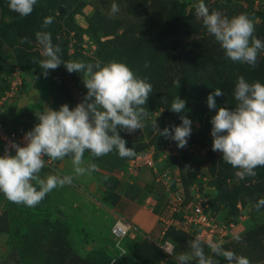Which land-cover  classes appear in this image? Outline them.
<instances>
[{"label": "rangeland", "instance_id": "obj_1", "mask_svg": "<svg viewBox=\"0 0 264 264\" xmlns=\"http://www.w3.org/2000/svg\"><path fill=\"white\" fill-rule=\"evenodd\" d=\"M198 2L38 0L31 15L20 17L9 10L8 0H0V111L7 122L29 131L38 123L36 112L46 107L58 110L62 104L72 108L87 93L81 74L69 73L63 63L43 75L34 63L43 59L37 31L51 33L53 43L62 49L63 61L125 63L153 86L144 105L143 127L131 133L118 129L126 147L135 153L153 148L157 170L170 174L171 182L180 178L188 201L194 193L202 194L212 213L234 225V234L223 247L247 257L251 264H264V206L254 207L264 199V167L255 169L254 177L237 178V169L223 161L221 152L212 150L211 135V118L218 109L235 107L237 77L264 83V51L254 69L226 58L196 15ZM203 2L210 12L228 17L247 13L255 25L253 35L264 41V0ZM112 3L119 7L115 15H110ZM49 16L53 22L44 29L43 20ZM24 37L28 43L21 42ZM14 74L20 82L11 92ZM215 89L224 95L216 96V107L210 109L207 97ZM177 95L186 102L182 115L192 121L184 148L158 135L154 127V121L160 130L181 124V114L170 110ZM129 158L119 157L116 151L98 158L85 153V162L97 164L91 173L100 181L97 191H90L85 182H72L53 189L35 207L10 202L0 193V264H177L176 256L190 252L194 235L172 231L171 255L142 234L121 241L110 235L119 218L114 206L121 195L139 200L150 196L156 212L165 203L162 184L129 182L125 173ZM59 161L71 163L68 157L53 162ZM54 170L46 166L40 176L59 174ZM237 234L241 242L233 239ZM204 251L211 255L205 245ZM214 258L227 264L226 258Z\"/></svg>", "mask_w": 264, "mask_h": 264}, {"label": "clouds", "instance_id": "obj_2", "mask_svg": "<svg viewBox=\"0 0 264 264\" xmlns=\"http://www.w3.org/2000/svg\"><path fill=\"white\" fill-rule=\"evenodd\" d=\"M38 0H8L10 11L20 17L31 15ZM119 11L112 3L110 15ZM197 17L202 19L207 32L219 44L226 58L233 62L257 67L258 56L264 51V41L253 35L255 25L247 13L228 17L220 11H209L203 0L195 5ZM53 22L51 16L45 17L42 28ZM36 41L41 47L43 59L34 60L47 76L49 70L57 69L62 63L69 73H80L87 93L74 107L62 104L58 110L46 107L36 112L38 123L25 133L24 145L10 142L15 154L0 155V193L15 204L27 207L37 206L47 194L57 187L72 183L75 177L90 175L97 170V164L91 160L85 164V153L98 158L116 151L121 158L135 155L134 148L126 147V141L118 129L131 133L143 127L142 118L146 116L144 105L153 91L146 79L137 77L125 63L112 60L102 61H63L62 49L54 44L51 33L37 31ZM28 43V38H22ZM148 66L147 64L145 65ZM179 87V81L175 82ZM224 92L215 89L207 97L208 107L215 108L216 96ZM235 107H220L211 118L213 137L212 150L222 153V159L237 169L235 175L243 180L255 176L258 167H264V83L249 82L243 75L237 77L234 87ZM186 102L178 95L170 110L181 114V124L170 130H160L156 121L154 127L158 135L170 137L179 148L187 146L191 135L192 121L186 115ZM47 157V159H45ZM70 158L73 174H49L42 178L40 173L47 161ZM264 206L260 199L254 207ZM233 239L242 241L240 235ZM223 241L204 240L199 235L189 241L190 252L176 256L177 264H219L214 257L226 258L227 264H251V261L223 247ZM207 245L211 255L204 251ZM164 251L167 250L164 248Z\"/></svg>", "mask_w": 264, "mask_h": 264}, {"label": "built area", "instance_id": "obj_3", "mask_svg": "<svg viewBox=\"0 0 264 264\" xmlns=\"http://www.w3.org/2000/svg\"><path fill=\"white\" fill-rule=\"evenodd\" d=\"M17 72V71H15ZM12 79L13 92L20 78L14 74ZM28 132L21 125H12L7 122L0 111V155L5 154L8 148L9 153L14 155L15 150L10 147V142L24 145V135ZM47 159V157H45ZM46 166L54 168L53 161H47ZM143 169H149L153 173V182L162 184L163 192L166 195L165 203L162 208L156 212L155 202L149 198V206L157 213L158 221L161 226V239L157 244L167 250L165 253L171 255L174 250L172 241L166 239V233L169 229L174 228L185 234H192L195 237L199 235L202 239H211L225 242L234 234L233 224L225 221L215 213H212L205 202L204 196L200 193H194L192 199L188 201L186 191L180 178H174L171 182V176L167 172H160L156 168V159L153 148L147 147L135 153L128 159L125 167V173L129 176H136ZM139 231L128 221L118 218L110 228V235L116 241H121L125 237H135ZM205 246H207L205 244Z\"/></svg>", "mask_w": 264, "mask_h": 264}, {"label": "crops", "instance_id": "obj_4", "mask_svg": "<svg viewBox=\"0 0 264 264\" xmlns=\"http://www.w3.org/2000/svg\"><path fill=\"white\" fill-rule=\"evenodd\" d=\"M87 163L88 162H85L86 165ZM54 164V171L60 175L73 174L72 163L59 161L57 164ZM118 176L121 177L124 175L120 173ZM128 177H130L129 182H135L138 185H142V182L153 181V173L149 169H143L136 176L128 175ZM72 182H85L90 191H97L99 185L96 182L100 181L95 180L90 174L75 177ZM149 198L152 197L146 196L139 200L133 199L127 195H121L114 206V210L120 218L130 222L140 234L145 235L151 241L158 242L162 237L161 226L158 221L157 213L149 206Z\"/></svg>", "mask_w": 264, "mask_h": 264}, {"label": "trees", "instance_id": "obj_5", "mask_svg": "<svg viewBox=\"0 0 264 264\" xmlns=\"http://www.w3.org/2000/svg\"><path fill=\"white\" fill-rule=\"evenodd\" d=\"M182 12L184 11V8H182V10H181ZM27 130V129H26ZM28 131V130H27ZM119 199V197L117 198V200ZM117 202V201H116ZM172 231H176V232H180V231H177V230H175L174 228H171V229H169L168 231H167V233H166V236H165V238L166 239H169L170 241H172V239L170 238V233L172 232ZM180 233H183V232H180ZM173 242V241H172ZM174 244V243H173Z\"/></svg>", "mask_w": 264, "mask_h": 264}]
</instances>
